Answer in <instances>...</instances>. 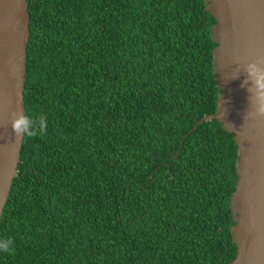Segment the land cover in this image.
Wrapping results in <instances>:
<instances>
[{"label":"trees","instance_id":"trees-1","mask_svg":"<svg viewBox=\"0 0 264 264\" xmlns=\"http://www.w3.org/2000/svg\"><path fill=\"white\" fill-rule=\"evenodd\" d=\"M27 115L0 264H231L234 135L204 0H27Z\"/></svg>","mask_w":264,"mask_h":264},{"label":"water","instance_id":"water-1","mask_svg":"<svg viewBox=\"0 0 264 264\" xmlns=\"http://www.w3.org/2000/svg\"><path fill=\"white\" fill-rule=\"evenodd\" d=\"M204 2L216 21L213 65L220 94L216 112L197 121L193 130L215 120L234 135L238 179L230 233L237 254L231 264H264V115H256L246 91V65L259 61L264 67V0ZM29 24L27 0H0V218L24 139L13 134L10 113L26 114Z\"/></svg>","mask_w":264,"mask_h":264},{"label":"clouds","instance_id":"clouds-1","mask_svg":"<svg viewBox=\"0 0 264 264\" xmlns=\"http://www.w3.org/2000/svg\"><path fill=\"white\" fill-rule=\"evenodd\" d=\"M250 82V86H249ZM246 91L250 93V101L255 107L256 115H264V67L261 62H249L246 65ZM11 129L18 137H36L46 134L48 119L44 114L38 116L10 113ZM15 250L12 239L0 240V252L12 253Z\"/></svg>","mask_w":264,"mask_h":264}]
</instances>
